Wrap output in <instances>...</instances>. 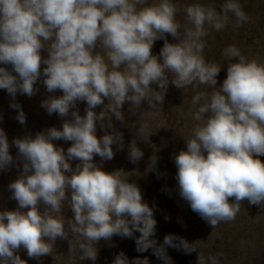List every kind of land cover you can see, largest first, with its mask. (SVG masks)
I'll return each mask as SVG.
<instances>
[{"label":"clouds","instance_id":"clouds-1","mask_svg":"<svg viewBox=\"0 0 264 264\" xmlns=\"http://www.w3.org/2000/svg\"><path fill=\"white\" fill-rule=\"evenodd\" d=\"M219 8L198 0H0V89L15 101L17 93L35 96L39 82L49 93L40 106L63 121L11 144L0 128V172L14 166L19 173L8 185L16 207L0 210V264H27L21 249L36 260L52 255L57 239L95 264L101 240L135 232L136 250L151 249L163 264H173L167 248L199 249L197 264H221L222 254L201 250L203 240L168 234L158 243L154 208L130 180L138 171L103 166L124 148L113 121L128 126L125 104L130 115L139 113L128 144V159L138 164L144 156L138 141L153 133L141 117L159 111L169 84L191 88L192 127L182 137L186 148L172 156L178 195L213 229L233 221L245 200L264 207V59L235 45L222 50L226 66L205 59L210 31H223L233 18L237 28L249 20L239 0H222ZM157 40L164 43L154 54ZM78 102L86 104L83 115ZM10 107L26 124L21 105ZM60 140L71 144L65 150L55 143ZM158 159L153 154L146 170L156 171ZM112 264L150 261H130L121 251Z\"/></svg>","mask_w":264,"mask_h":264},{"label":"rangeland","instance_id":"rangeland-1","mask_svg":"<svg viewBox=\"0 0 264 264\" xmlns=\"http://www.w3.org/2000/svg\"><path fill=\"white\" fill-rule=\"evenodd\" d=\"M151 2V0H150ZM179 4H191L196 0H176ZM204 4H219L222 0H198ZM243 10L248 15L249 20L241 27H234V18L223 31H210L205 39L204 56L207 61H215L221 66H226L228 61L222 57V50L228 45H235L249 57H260L264 59V0H239ZM177 19L184 22V13L181 11ZM169 42L173 38L168 36ZM163 40H157L153 46V53L158 54L163 46ZM47 55V53H43ZM3 66V65H0ZM226 67L221 69L218 76V84L222 83L226 77ZM39 92L29 98L26 95L17 93L15 101L3 89H0V128H3L8 136L9 142L15 137L24 135H34L50 126L60 127L62 119L56 114L49 116L40 106L41 101L49 93L44 86L38 82ZM59 91L55 95H60ZM191 88L179 90L174 85L169 84L165 95L163 106L159 111L144 115L141 120H147L150 126V135L147 142L138 141V146L143 150L144 156L133 164L128 159V144L135 137L136 130L131 127V123L139 117L130 115L128 105L125 104L123 113L128 126L122 125L114 119L116 128L123 133V150L116 151L114 158L104 162V169L112 171L123 169L125 171L137 170L138 175L130 177L141 188L144 200L150 207L154 208V218L156 219L155 239L162 244L165 235L174 234L187 239L189 242L203 240L202 251L208 253L222 254L221 264H264V207L251 205L246 200L242 202L240 212L236 218L227 223H221L215 229L206 221L193 212L177 192V182L175 175L177 172L172 159L174 153L185 149L183 138L187 136L192 127V119L189 114V101L193 95ZM184 100V103H183ZM13 102H18L26 114V124H20L16 119L17 111L10 107ZM80 114H84L86 104L78 102ZM147 103L142 104L143 109H147ZM100 109H97L99 111ZM98 135L103 131L98 128ZM59 146L67 149L71 142L63 140L55 141ZM114 150L116 146L114 145ZM10 153L15 157L17 149L10 147ZM158 156L157 170L147 171L151 156ZM264 161V157H260ZM97 162L100 158L95 157ZM77 161H72L73 166ZM18 171L12 167L6 172H0V210L5 208L14 209L16 202L10 199L11 193L8 185L17 178ZM170 190V191H169ZM71 216L70 212H66ZM167 217V219H166ZM140 233L135 232L133 238H122L113 236L110 241L101 240L98 244L99 255L95 264H112L115 255L123 251L131 261L136 257H147L150 264H163L152 250L140 253L136 250L135 237ZM67 240L57 239L55 251L52 255L41 257L40 260L31 259L24 249L19 251L21 259L27 264H93L90 260L80 261L78 254L69 253ZM198 252L185 254L175 248H167V254L172 258L173 264H197Z\"/></svg>","mask_w":264,"mask_h":264}]
</instances>
